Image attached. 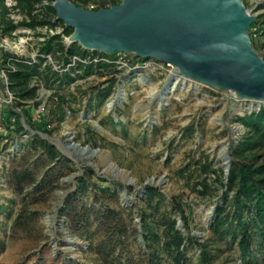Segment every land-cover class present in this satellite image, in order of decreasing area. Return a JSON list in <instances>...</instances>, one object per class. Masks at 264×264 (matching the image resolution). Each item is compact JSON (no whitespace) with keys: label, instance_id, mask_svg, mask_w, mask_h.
Wrapping results in <instances>:
<instances>
[{"label":"rangeland","instance_id":"rangeland-1","mask_svg":"<svg viewBox=\"0 0 264 264\" xmlns=\"http://www.w3.org/2000/svg\"><path fill=\"white\" fill-rule=\"evenodd\" d=\"M244 2L247 10L257 15L259 26H264V0ZM41 9L42 5H38L37 12L41 13ZM26 17L14 0H3V5L0 4V54L7 50L24 58L36 57L43 40L41 34H47V29L39 27L33 30L19 25L14 31L5 30V22L18 24ZM56 30L60 32L62 29L58 27ZM67 38L64 37L66 43ZM255 41L258 47L264 44V35ZM88 51L94 60L98 58L94 51ZM258 52L264 54V48ZM135 56L121 53L114 60L105 59L113 61L115 69L120 71L115 73L117 83L114 91L100 105L97 99L88 104L89 94L93 96L97 88L105 86V80L113 75V69L102 71L103 76L77 79L62 92H74L82 105L79 107L80 103H72L75 112H67L65 120L58 126L51 121L48 127L54 128L53 134L42 138L58 144L66 152L59 150L72 161L71 169L63 168L52 188L50 185L42 186L41 190L29 194L33 187L26 186V204L15 191L11 173L32 170L41 180L46 167L37 166L33 153H25V156L15 154L18 144L25 142L29 133H33L29 126L24 124L28 133H12L7 137L5 126L0 122V204L7 206L0 211V264H107L103 248L115 240L116 223L124 228L119 240L121 244L115 247L116 254L130 259L132 264H147L139 228L138 199L144 194V183L149 179L153 181L148 184L164 193L170 209L172 196L182 200L190 217L192 233L199 241L211 238L210 225L220 202L221 189L218 187L211 195L198 197L190 191L187 182L201 178L199 161L210 162L215 168L222 167L227 174L225 157L230 155L232 146L245 132L237 117L258 110L264 103L237 100L229 91L190 80L173 65L152 58H147L150 65L146 68H136ZM47 59L54 70H65L58 59L51 56ZM172 75H177V78ZM170 80V86L174 81H177V86L163 90ZM53 91L52 87H39L40 105L31 109L33 121L39 123L42 116H48L54 106L51 99ZM111 118L115 122L122 121L125 129L113 125ZM21 120L25 122L24 118ZM192 123L196 130L188 137L184 130ZM91 137L97 140L98 145L88 142ZM72 142L98 151L76 153L66 149V145ZM89 167L107 178L116 193L105 195L98 191L91 194L87 205L91 209L88 225H84V219L79 220L82 215L80 205L72 211L69 219L61 209L65 196L75 186L76 177ZM34 198L38 202L31 203ZM103 205L112 208L114 217H101ZM175 216L181 220L179 213ZM210 245L213 252L211 264H248L242 261L235 243L220 241ZM199 252L198 248L189 251V264H202ZM257 258L260 264H264L260 255Z\"/></svg>","mask_w":264,"mask_h":264},{"label":"trees","instance_id":"trees-1","mask_svg":"<svg viewBox=\"0 0 264 264\" xmlns=\"http://www.w3.org/2000/svg\"><path fill=\"white\" fill-rule=\"evenodd\" d=\"M14 1L27 17L18 24L12 21L5 22L6 31H14L19 25L33 30L39 27L47 29V34H41L43 40L40 42L35 58H24L7 50H2L0 54V89L4 91L6 86L1 76L3 71L7 79V88L13 95L12 103L2 104L0 122L5 126L7 137L12 133L18 135L28 133L24 124L29 126L33 133H29L25 142L18 144L19 148L15 154L25 156V153H33L37 166L41 164L46 167L41 180L36 178L32 170L11 173L15 191L26 204V186L32 185L33 187L32 192H28L29 194L36 193L41 190L42 186H53L55 180L62 175L63 168L71 169L72 161L64 156L55 144L38 134L42 132L52 135L54 128H49L48 124L52 121L57 126L60 125L65 120L67 112L70 114L75 112L72 103H80L79 107L82 105L74 92L70 91L66 94L62 92L77 79H85L91 75L103 76L102 71L113 69V75L105 80V86L101 89L97 88L95 95L89 94L88 104H91L93 99H97L100 105L114 91L117 83L115 73L120 70L115 69L116 64L113 61L105 60H114L119 54L107 55L94 51L98 57L94 60L91 52L77 43H66L64 37H68L73 29L57 19L52 0H47L46 4H43L45 0ZM70 1L85 8L93 5V10H96L119 4L122 0ZM0 2L3 5V0ZM38 5H42L41 13L37 12ZM245 5L247 7L246 3ZM262 17V23H264V14ZM256 23H258L257 20L251 24L249 30ZM58 27L62 29L60 32L56 30ZM251 38L253 46L258 50L255 39ZM47 56L58 59L65 70L62 72L54 70ZM260 56L264 58V54ZM42 85L54 88L51 97L54 106L49 110L48 116H42L38 123L33 121L31 109L40 105L38 89ZM22 118H24V123ZM236 120L242 124L245 132L232 146L228 174L224 173L222 167L215 168L210 162L199 161L197 164L202 171L201 178L187 182L190 191L198 197L209 196L218 187L221 189L220 202L215 208L210 225L211 238L199 241L198 237L192 233L190 217L185 209L186 205L177 196L170 198L172 204L170 209L166 196L160 188L150 184L145 186L144 194L138 199V205H140L141 242L144 246L143 251L146 253L147 264H189V251L193 248L200 250L199 260L202 264H211L213 252L210 244L220 241L235 243L242 261H247L248 264H260L257 260L258 255L264 261V105L258 110L237 117ZM111 122L125 129L122 121L115 122L111 118ZM195 130V125L192 123L185 128L184 132L189 137ZM88 142H91L93 146L98 145L93 137L88 138ZM110 184L107 178L97 174L93 168H87L76 177L74 188L65 196L61 209L63 215L67 219L72 218V211L80 205L79 210L82 211V215L79 220L84 219V225H88L91 209L87 205L90 203L91 194L100 191L105 195H115L116 191L111 188ZM30 202L36 203L38 200L34 198ZM6 208V205L0 204V211ZM103 208L104 212L101 217L105 219L114 217V211L110 206L103 205ZM177 213L180 214L183 222L182 229L177 227L175 216ZM21 217L20 214L19 218ZM115 220L119 222L117 217ZM123 229L116 223L115 240H111L112 243L106 244L103 248L102 254L107 264H132L130 259H124L116 254L115 247L121 244L119 240Z\"/></svg>","mask_w":264,"mask_h":264},{"label":"water","instance_id":"water-1","mask_svg":"<svg viewBox=\"0 0 264 264\" xmlns=\"http://www.w3.org/2000/svg\"><path fill=\"white\" fill-rule=\"evenodd\" d=\"M52 1L57 19L73 29L68 43L107 55L152 58L173 65L190 80L229 91L237 100L264 103V58L249 34L257 15L247 10L244 0H122L96 10L70 0ZM66 149L98 151L74 142ZM225 159L228 174L230 155ZM149 181L153 179L144 184ZM177 227L183 228L179 218Z\"/></svg>","mask_w":264,"mask_h":264},{"label":"built area","instance_id":"built-area-1","mask_svg":"<svg viewBox=\"0 0 264 264\" xmlns=\"http://www.w3.org/2000/svg\"><path fill=\"white\" fill-rule=\"evenodd\" d=\"M93 8H94V6L90 5L88 9L93 10ZM259 25H260L259 23L254 24L253 27L249 30V34L251 33L250 36L253 37L255 40L261 39V37L263 36V28H262L263 26H259ZM261 48L262 49L264 48V44H261L258 49H261ZM47 57H49V56H47ZM136 58H137V61L136 62L133 61V62H135L134 66L136 68H146L147 66L150 65V64H148V62H146L147 59L142 60L139 57H136ZM165 64H167V63H165ZM167 65H170V64H167ZM1 76H2L3 81H4L6 86H5L4 91H3L4 95L3 94L0 95V109H1L3 103L9 104V103L13 102V95L10 93V91L7 88V79H6V75L3 71L1 72ZM173 76L174 75H172V77ZM41 109H43V106Z\"/></svg>","mask_w":264,"mask_h":264},{"label":"bare ground","instance_id":"bare-ground-1","mask_svg":"<svg viewBox=\"0 0 264 264\" xmlns=\"http://www.w3.org/2000/svg\"><path fill=\"white\" fill-rule=\"evenodd\" d=\"M175 77L177 78V76L174 75L173 78H175ZM171 82H172V81H171ZM170 84H171V83H170ZM169 86H170V85H169ZM176 86H177V81H174V82H173V85L170 86V90L174 89ZM168 88H169V87H168Z\"/></svg>","mask_w":264,"mask_h":264}]
</instances>
